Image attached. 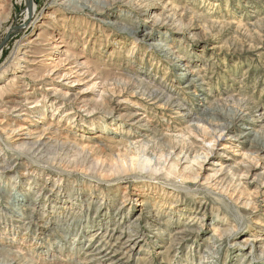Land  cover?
<instances>
[{
    "label": "rangeland",
    "instance_id": "rangeland-1",
    "mask_svg": "<svg viewBox=\"0 0 264 264\" xmlns=\"http://www.w3.org/2000/svg\"><path fill=\"white\" fill-rule=\"evenodd\" d=\"M5 2L0 10V72L8 70L0 85L17 77L19 86L26 87L12 83L11 93L28 91L33 114L27 130L15 135L0 131V146L9 148L4 149L5 160L0 159V175L11 169V177L22 186L17 195L26 193L31 184L34 190L40 187L41 196L32 191L27 203L17 197L18 201L0 198V247L12 246L29 263L80 264L96 244L89 242V235L101 237L104 230L98 226L118 211L123 219L131 216L134 228L148 237L142 250L135 249L131 260H124L126 264H200L210 246H215L218 257L209 264H264V152L252 155L257 137L258 147L264 145V0H147L145 5L156 15L176 18L177 23L157 26L146 40L143 35L152 20L138 16L134 8L116 5L117 0L103 15H75L95 19L94 29L71 25L72 21L42 28L44 14L57 9L55 0ZM34 4L37 16L31 14ZM108 16L140 31L141 44L131 58L134 38L103 24L111 20ZM67 26L65 42L56 43L60 49L46 53L52 59L30 54L44 62L33 66L38 69L30 78H22L28 65L13 66L21 45L47 29L58 35ZM158 39L171 46L176 60L145 46ZM189 71L193 74L185 78L194 85L186 88L181 75ZM63 94L76 102L60 106L58 96ZM93 107L101 109L92 113ZM237 114L246 117V125L233 122ZM8 116L0 114L12 118ZM209 122L217 125L215 143L205 144L196 158L195 154L177 157L184 143L200 147L202 137L210 139ZM197 126L209 129L201 133ZM42 136L51 141L34 142ZM24 138L30 146L21 145L19 139ZM207 147L213 151L208 157ZM133 156L135 161H149V168L133 173L111 170ZM221 165L239 168L240 177L219 173ZM4 184L0 194H10L13 181ZM59 191L70 195L67 202L72 206L52 202L53 197L45 201L44 195ZM35 202L44 207L34 210ZM200 202L206 212L199 210ZM24 214L52 220L50 228L41 223L43 219L30 230L15 228L18 216ZM149 221L163 224L160 233L149 229ZM95 222L101 225L89 232ZM209 238L216 243L209 244ZM76 247L81 248L79 259L69 255ZM13 258L0 253V264Z\"/></svg>",
    "mask_w": 264,
    "mask_h": 264
},
{
    "label": "bare ground",
    "instance_id": "bare-ground-1",
    "mask_svg": "<svg viewBox=\"0 0 264 264\" xmlns=\"http://www.w3.org/2000/svg\"><path fill=\"white\" fill-rule=\"evenodd\" d=\"M117 1H119V3H116V5H119V6L122 5V6H124L127 9L128 8H134V9H136V11L138 13V14L137 13L136 14L138 16H140V15L146 16L147 17L146 19H148V20L151 19L152 20V23H151L150 27L145 30V33L143 35V40H146V38H150V36L152 35V31H154V29L157 26L166 27V26H169L171 24L175 25L177 23L176 18L173 19V17H171V18L163 19L161 16L156 15L154 8H152L151 6H147V4L145 5V2L147 0H117ZM115 2H116V0H112V1H109V0L108 1L107 0H55V4L57 5V9L56 10L54 9L55 11H53L51 13L48 12L47 14H44L42 20H44V19L45 20H44L43 23L41 22L42 23L41 27L42 28H49L51 26V23H53V22L56 23V25H59L60 23L62 24V23H67L68 21H72L73 23L71 25L74 24V25L79 26V25H82V24L84 25L85 24V25L92 26V28L94 29L95 26L97 25L95 19H92V18L89 19L87 17H80V16L76 17L75 15H79L80 14V15L83 16V15H86L87 13H90V14L94 13L95 15H103L104 14L103 12H104L105 8L108 5H109V7H111ZM5 3H6L5 0H0V10H2L4 8ZM37 10H38V7H37L36 4H34V7H33V10L31 11V14L34 15V16H37V12H38ZM61 10H63L65 13L68 12L69 15H67L68 13L65 14ZM84 13H86V14H84ZM101 13H103V14H101ZM107 18L111 19L110 16H108ZM31 20L33 21V19H31ZM34 23L35 22H33V24ZM103 24H105L108 28H110V29H112L114 31L115 30H119L120 32H127V34H129V36H132L134 38V41L131 43L132 46L129 48L128 56L130 57V53H132L133 55L135 54V52L138 49V45L141 44L139 42V38H137L140 35L139 34L140 31H138V29L134 30L132 28H129V26L127 24L118 23V22L114 21L113 19H111L110 21H108V20L104 21ZM67 28H68V26L65 29H62L61 31H59L58 35H54V33H52L51 31H49L47 29L46 31H43L42 33L38 34L31 41H29L27 43H23L21 45V51H20L21 55L19 57H17V58L15 57V59L13 60V62H14L13 66H14V68L20 67L21 62H25L28 65L26 67L24 76L22 78H25V79L28 78V77L30 78L32 76L31 73H34L36 68H37V67L33 68V66H37V65L42 64L44 62V61H40V58L30 57V54H34V53L46 54L48 51H51V52L53 51L54 52V50H56V49L59 50L60 47L56 43H58V42L64 43L65 42V38L64 37L66 35L65 32L67 31ZM63 31H65V32H63ZM59 36H60V38H58ZM107 38H109V37H107ZM54 39H55V41H54ZM156 41H157V42H155L156 44H153V43L152 44H147L146 43L145 46L146 47H155V49H157V51L162 52L166 57H168L169 58L168 60H170L171 62H173V60H176V58H174V54H172L171 46L168 45L166 43V41L162 42L161 39H158ZM52 56H53L52 54L51 55H47L46 54V55H44L42 57H46V59L47 58L52 59ZM186 66L187 65L185 64L183 67H186ZM179 67H181V66H179ZM7 70L8 69H6V71ZM6 71L4 70V71L0 72V79L3 78L4 74L6 73ZM70 72H71V70H70ZM187 74L189 75V74H193V73H191V71H189L187 73L182 74L181 76L184 77L183 79H186L185 77L187 76ZM68 75H70V74L68 73ZM33 77H35V76H33ZM16 78L17 77H15L13 79V81L12 80L7 81L6 84L3 85V86L0 85V114H3V115L8 114L9 116H12V118L9 119V120L6 117H0V131L3 132L4 134L8 133V134H11V135H15L19 131L27 130L26 129V124L29 123L28 118H30L32 116V114H33V112L30 111V110L33 109L32 108L33 106L30 108V106L32 104L30 105L29 99L27 97L29 94L27 95V93H26L28 91L22 90L21 91V95L20 94L19 95H15V94L13 95L11 93L13 91L12 89L15 88L12 83H14L16 86H18L17 88L24 89L26 87V86H19L20 84H18ZM188 80H189V78H187L186 79L187 82H185L186 88H191V86L194 85V81L191 80L189 82ZM58 98H59V101L61 102L60 106H62V107H63V105L64 106L69 105V104L72 105V104H74L76 102V98H73L72 96H69L68 94L59 95ZM168 99H169V102L173 100L171 97L168 98ZM239 100H240L239 102L244 101L243 98H240ZM176 102L178 103V101H174V103H176ZM38 103L36 104V106L38 105ZM1 106H4V108H2ZM58 109H59V107H58ZM100 109H101V107H93L92 111H90V109H88V111L93 113L95 111L97 112ZM109 111H111V110H109ZM13 114L14 115L16 114V115L13 116ZM73 114H74L73 112H71V114L66 113V115L69 116V117L71 115H73ZM233 119H234L233 122H238V123H242V125H246L245 124L246 123V121H245L246 117L244 115H242V114L235 115L233 117ZM43 120H45L44 117H43ZM41 122H43V121H41ZM102 125L106 127L108 125V123L104 122V123H102ZM209 125H210L209 128L211 129L210 131L213 132V134H211V136H210V139H209L208 136L202 137L203 141H202V144H201L200 147H197V146L195 147L194 146L193 148H191V147H187L186 146L187 144L184 143L183 146L181 147V151L177 155V157H180L183 154H189V155L195 154L194 158H196L198 156V154L204 149L205 144H208L209 146H212V143L214 142V139H216V137H217V136L214 135L216 133V131L214 133L213 129H215L214 127L215 126L217 127V125L211 124L210 122H209ZM209 128L201 129L200 126L195 127L196 131H199L201 133H206V131ZM229 128L230 127L221 128V129L228 130ZM242 128L244 129V126ZM245 130H248V129H245ZM248 135H250V134H248ZM140 136L142 138H145L146 134L141 133ZM222 136H220V137H222ZM259 138L257 137L256 141L260 144L261 142H259V141H260L261 138L260 139ZM19 140L22 142L21 145H23V146H30L31 145L30 141L28 139L24 138V139H19ZM49 141H51L50 136L48 138H46V137L43 138V136H42V137L39 138V140L34 141V142H39V144H46ZM259 144H257V146H255V148H253V149H255V153H252V155H254V154L259 155V153L264 152V145L262 147H258ZM223 145L224 144H222V143L219 144V146H223ZM6 147H8L7 144H5L4 147L0 146V154H2V155H0V159H3L4 156H5L4 149H6V150L9 149V148H6ZM76 149H78V148H76ZM78 150H80V149H78ZM178 150H179V148H178ZM212 152H213L212 149L208 148V147L204 150V153H205V155L207 157ZM122 156H123V154L121 155V158H122ZM129 157L130 156H128V158ZM133 157H134L133 160H131L130 162L128 160L127 161L124 160L125 159L124 158L123 159L124 162H122L121 165H116L115 167H111V170L114 168L115 171H117V172H119V171L126 172L127 171V172H130V173H133V171L134 172L135 171L143 172V170H146V169L149 168L148 167V163H150L149 161L146 162V163L145 162L142 163V162H139L138 160L135 161L136 158H135V156H133ZM121 158H120V161H121ZM251 158H252L253 162L256 161L255 160L256 158L254 156L251 157ZM126 159H127V157H126ZM137 159H138V157H137ZM3 160H5V159H3ZM175 167H176V165H175ZM238 169L239 168H237V167H231V166H228V165L224 167L223 165H221V168H220V170L218 172L219 173H224V172L227 171L228 173H231L234 177H238L239 178L240 175H241V171H239ZM154 170H155V172L160 171V169H154ZM3 172L4 173L2 175H0V189L1 188L4 189V187L5 188L7 187L6 184H4L6 180L10 181V182L13 181V184H12L13 187H12V191H11L10 194H8V193L7 194L6 193L2 194L1 193L0 194V198L3 197L5 200L10 201V200H13L14 198L17 197L20 200L22 199V201H25L27 203L28 202V201H26L27 197H28V195H31L30 193L32 191L36 192L39 197L41 196L40 187L34 186V188L36 187L35 190H34L33 189V185H31V184H28V187H27V188H29V189H27L28 194H27V192L25 193L23 191V192H21L20 195H17V193H18L17 191L19 190V193H20V190H22V188H20V187H22L21 185L18 187V184H19V182L17 183V181H18L17 179L18 178L17 177L16 178L11 177L12 174H14V173L10 174V172H13L11 169H9V170L4 169ZM4 174L6 175L5 177H4ZM168 174H172V172H170ZM57 182L58 183L63 182V179H59V180H57ZM165 183L170 184V181H167ZM171 185H177V184L174 183V182H171ZM60 191L56 192L55 194L53 193L54 195L53 194L49 195V196L48 195H44L43 197L46 199L45 200L46 202L49 201L50 198L53 197L52 198V202H62L63 201L64 205L68 204V205L72 206V202L68 203L70 201L69 200L70 199V195H64L65 193L62 194L63 192H60ZM188 195L191 196L192 194L188 192ZM17 201H18V199H17ZM31 202H33V201H31ZM247 203H248V201H247ZM171 204L174 205V203H171ZM42 205L43 204H41L40 202H35L33 209L40 211V208H42ZM202 205H203V202H200L199 210L204 209V207ZM142 206H144V205H142ZM43 207H44V205H43ZM192 208H193V206H192ZM121 209H122V206L120 205L118 210H121ZM204 210L206 212V208ZM7 211L11 212V210H8V209H7ZM116 212L118 213V211H116ZM44 214H47V210H44ZM116 214L111 216V217L110 216L107 217L108 222L104 223V225H101V223H97V222L92 223V226H90V231L89 232H92L93 228L96 227V225H101V226H98L99 230H104V231H102V233H101L102 236L101 237L97 236L98 233L89 235V237H88L89 242L90 243H96V244L93 245V249L90 252H88L87 255L85 254L86 255L85 257H83L82 259H79V257H80L79 251H80L81 248H78V247H76L75 250L72 253H69V255H73L75 257L77 256V259H79L80 264H126V262H124V260H126V259L127 260H131L132 255H133L132 252H134L135 249H138V248H140L142 250L143 245H141V244L142 243H146L148 241V237H146L144 234H140L139 231L137 230V228H134V226L136 224V221H134V220L132 221L131 216H130V219H129V216L127 215L128 216L127 217L126 214H125L124 216H126V217H124V219H123V217H121V216L119 217V214L118 215H116ZM36 216H37L36 214L35 215L34 214H32V215L31 214L30 215L24 214L22 216L21 215L18 216L17 221H15V222H17L18 225L15 226V228L18 227V228H24L26 230H30L35 223H38L39 221H42V219H43V221L41 223L46 225L47 229L50 228V225H51L50 222L52 220L51 221H49L48 219L44 220L45 219L44 217H40V215L37 216V217ZM64 221L66 223L68 222L66 220H64ZM148 224H149V229L156 231L155 233H160V231H161L160 226L163 225L160 222H156V223L153 224L152 221H149ZM183 231L185 232V229ZM183 231H182V233H183ZM210 239L211 238H209V241H208L209 244H215L216 243V241H212ZM216 239L218 240V238H215V240ZM263 241H264V238H263ZM79 245H81L80 242H79ZM247 246H248V243L246 245H244V246H241V247H247ZM11 247L12 246H9V245L8 246H4V247H0V253L6 254V256H9V257H14L13 259H10L8 262H5L3 264H17L19 262H21L20 264H36L34 261H32L31 263L27 262L28 260L25 259L26 258L25 254H23L21 251H17V252L13 251ZM50 247H52V246H50ZM208 251H209V253L207 255L200 257V259H199L200 264H209L211 262V259H213V256L215 258L218 257V253L215 252V246H210ZM53 254L54 253H52V255ZM196 254L198 255L199 253L197 252ZM194 258L195 257H192L191 260L194 261ZM54 261L55 260H53V261L47 260L45 263L46 264H56L57 262H54Z\"/></svg>",
    "mask_w": 264,
    "mask_h": 264
},
{
    "label": "water",
    "instance_id": "water-1",
    "mask_svg": "<svg viewBox=\"0 0 264 264\" xmlns=\"http://www.w3.org/2000/svg\"><path fill=\"white\" fill-rule=\"evenodd\" d=\"M0 48H1V46H0Z\"/></svg>",
    "mask_w": 264,
    "mask_h": 264
}]
</instances>
